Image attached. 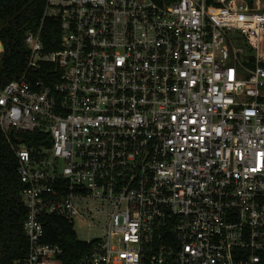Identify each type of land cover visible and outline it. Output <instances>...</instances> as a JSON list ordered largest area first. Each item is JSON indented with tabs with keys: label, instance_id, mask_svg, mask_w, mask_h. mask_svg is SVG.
I'll use <instances>...</instances> for the list:
<instances>
[{
	"label": "built area",
	"instance_id": "2783aa9c",
	"mask_svg": "<svg viewBox=\"0 0 264 264\" xmlns=\"http://www.w3.org/2000/svg\"><path fill=\"white\" fill-rule=\"evenodd\" d=\"M25 41L0 86L23 264H264V0H46ZM49 216L102 234L69 261Z\"/></svg>",
	"mask_w": 264,
	"mask_h": 264
},
{
	"label": "trees",
	"instance_id": "16d2710c",
	"mask_svg": "<svg viewBox=\"0 0 264 264\" xmlns=\"http://www.w3.org/2000/svg\"><path fill=\"white\" fill-rule=\"evenodd\" d=\"M163 2L165 0H156ZM170 1V0H168ZM251 3L254 0H249ZM46 0H0V37L4 52L0 63V86L18 78L26 69L30 49L25 41L28 30H37L41 23ZM46 50L60 47L59 21L49 17L43 24ZM24 140L33 144L31 135ZM18 159L0 127V264H23L27 236L24 221L27 208L21 202L24 188L18 173ZM46 241L58 242L65 248V259L73 261L87 252L91 243L80 240L73 225L62 217H46Z\"/></svg>",
	"mask_w": 264,
	"mask_h": 264
},
{
	"label": "rangeland",
	"instance_id": "374dc122",
	"mask_svg": "<svg viewBox=\"0 0 264 264\" xmlns=\"http://www.w3.org/2000/svg\"><path fill=\"white\" fill-rule=\"evenodd\" d=\"M2 27V22L0 21V28ZM74 230L80 240L87 241L100 234V232L95 226H93L88 221L77 220L74 225Z\"/></svg>",
	"mask_w": 264,
	"mask_h": 264
},
{
	"label": "water",
	"instance_id": "95a60500",
	"mask_svg": "<svg viewBox=\"0 0 264 264\" xmlns=\"http://www.w3.org/2000/svg\"><path fill=\"white\" fill-rule=\"evenodd\" d=\"M0 47H4V44L1 41V38H0Z\"/></svg>",
	"mask_w": 264,
	"mask_h": 264
}]
</instances>
